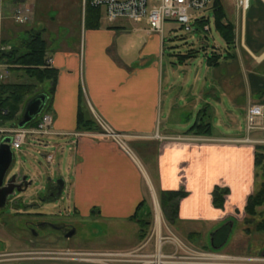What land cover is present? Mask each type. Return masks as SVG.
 Instances as JSON below:
<instances>
[{"label":"crops","instance_id":"crops-1","mask_svg":"<svg viewBox=\"0 0 264 264\" xmlns=\"http://www.w3.org/2000/svg\"><path fill=\"white\" fill-rule=\"evenodd\" d=\"M27 1L6 0L13 7L31 6L36 14L34 18H38L37 6ZM79 18L80 31L59 35L49 45L48 54L51 67L59 72L48 111L53 117L52 130L59 135L50 138L65 140L75 152L74 181L71 184L74 213L133 223L130 218L135 216L143 202V210L150 208L153 193L158 197L165 191H184L186 196L180 201L178 219L171 226L190 236L209 233L211 245L212 233L222 226L227 225L231 234L233 218L245 216L248 198L260 187L257 189L255 168L257 144L244 142L246 137H237L232 131L229 134L216 133L213 126L209 136L189 132L196 123L209 121L211 112L208 108L213 106L206 98V83L200 86L199 83L173 82L171 79L164 82L163 37L148 35L146 24L126 20L110 24L102 17L99 27L90 28L85 24V9ZM40 25L42 30V21ZM31 26H20L7 20L3 36L6 33L11 40L19 41L28 30L19 32L18 28ZM237 27L243 45L240 60L250 72L257 70L264 65V0H260L259 7L253 12L252 21L243 15ZM130 32H144L150 38L135 58H130L127 50L128 44L135 43L124 40ZM257 41L263 45L257 46L254 43ZM6 44L13 47L9 41ZM223 59L220 65L209 67H227L222 65ZM188 61L182 57L179 59L181 64ZM225 73L229 75H218L217 84L221 90L226 89L229 99L237 107L236 92L232 93L237 87L232 67L228 66ZM254 85L258 93L262 87ZM174 89H178V93H174ZM218 89L208 96H216ZM259 94L264 96V91ZM263 100L264 97L249 99L246 118L248 108L251 105L264 106ZM81 102L97 124L100 120L125 136L131 155L116 142L101 136V128V133L77 130ZM201 106L205 107L200 109ZM193 112L197 116L191 123ZM230 121L229 128L237 125L232 113ZM78 133L85 135H63ZM131 147L142 156L146 165ZM53 176L49 175V184L55 181ZM216 188L227 190L222 209L213 203Z\"/></svg>","mask_w":264,"mask_h":264},{"label":"rangeland","instance_id":"rangeland-1","mask_svg":"<svg viewBox=\"0 0 264 264\" xmlns=\"http://www.w3.org/2000/svg\"><path fill=\"white\" fill-rule=\"evenodd\" d=\"M221 1L226 10L227 20L236 26V32H238L236 48H229L222 39L216 29L215 16L211 8L196 15L199 21L195 23L193 20L190 30L176 21H169L164 26L163 34L161 59L164 68L163 80L164 82L171 79L173 82L199 83L200 86L205 82L206 98L213 106L208 108V111L211 112L208 119L212 123L214 132L229 134V131H232L231 133L237 137H247L245 109L249 99L255 100L264 97L259 94V91H264V65L250 72L242 63L239 55L243 45L239 38L240 30L237 25L242 22L243 14L237 10L236 0ZM27 2L37 6L38 18H34L30 24L31 27L18 28L19 32L29 29L40 30L42 21V25H44L42 30L45 28V39L50 45L64 32L78 33L80 31L79 15L85 9L84 0H28ZM259 5L260 0H251V8L245 14L249 21H252L253 12H256ZM5 6H9V3H5ZM203 16L209 18V22L201 21ZM206 26L210 28L209 31L205 29ZM25 36L22 34L21 38ZM3 38L9 41L12 46L18 43L17 39L16 41L11 40L6 33ZM124 40L133 41L137 45L130 46L128 44L127 47L129 57L135 58L139 49L150 38L144 32H130L124 36ZM254 43L257 46L263 45V42ZM254 49L256 50V48ZM191 51L195 53V57L187 64H181L180 57ZM214 53L221 54L223 57L228 54L235 55V58L223 59L222 65L231 66L232 76L236 77L237 87L232 89V93L236 92L237 107L229 99L226 89L222 88L221 90L217 84L219 74L229 75V73H225L227 67L212 68L208 65V57H212ZM243 61L245 62V58ZM21 80L19 73L10 72L7 83L20 82ZM254 84H258L259 88L262 87L258 93H256ZM48 88L49 84L46 83L43 89L47 90ZM215 88H219L216 96H208L214 93ZM173 92L178 93V89H174ZM204 107L201 106L200 109ZM229 111L237 119V125L232 128L228 127L231 123ZM190 116L191 123H194L197 113L193 112ZM5 126L11 125L5 124ZM249 136L262 138V132L252 131ZM41 139V137L28 136L26 144L21 150L13 151L15 159L10 175L27 176L29 181L33 180V184L26 192L18 194L17 197L21 201L14 203L10 199L6 208L0 210V264H92L73 261L70 260V256H64V253L70 252H135V259L151 261L153 260L151 257L157 254V248L161 242L160 236L164 239L162 240L164 254L173 255L175 253L176 249L172 243H182L188 248V253L186 252L187 248L179 250L178 256H181V260L170 259L168 264H231L224 260H212L209 257H206L205 260L194 259L193 257L197 256V253L241 257L263 256L264 231H256L255 226L264 221V208L259 209L262 211V215L256 218V224L248 226L251 234H246L247 226L242 222L246 216L238 215V218H233L234 225L228 243L225 245V242L221 240L217 243V247L211 245L209 233L190 237V234L184 230H178L175 226H171L165 219L159 199L154 193L149 208L152 224L144 240L138 238V229L130 221H109L99 217L75 214L71 187L74 181L75 152L71 150V145L63 139H46L45 141L51 144L48 146L39 143L38 140ZM125 143H127V139H125ZM132 149L134 150V148ZM134 152L145 164L142 156L136 150ZM50 153L54 154L55 165L48 164L46 161L45 155ZM58 164L60 167L57 166ZM49 175H54L55 181L64 179L67 182V188L58 201L44 203L42 199L46 197ZM261 182L262 178L259 177L257 189ZM158 216L160 217V226H158ZM39 222L54 223L59 226L65 224L71 231L76 229V233L71 238H67L66 234L70 232V229L62 233L54 230L52 225L42 228L38 226ZM165 241L167 244H164ZM60 256H64L68 260L54 259Z\"/></svg>","mask_w":264,"mask_h":264},{"label":"trees","instance_id":"trees-1","mask_svg":"<svg viewBox=\"0 0 264 264\" xmlns=\"http://www.w3.org/2000/svg\"><path fill=\"white\" fill-rule=\"evenodd\" d=\"M251 8V7H250ZM250 10V9H249ZM213 13L215 16V24L217 31L221 34L222 39L229 48L237 46L236 26L227 20V14L224 4L221 0H214ZM102 19V11L93 8L90 0H86L85 6V24L86 27L97 28ZM203 24V23H202ZM45 30L31 29L26 31L25 37L20 39L3 59L4 62L11 66L10 72L19 73L22 80L15 83H5L1 88L0 106L6 114L3 116V125L10 124L17 128V125L23 118L24 110L27 103L41 93L49 95L50 99L44 112L50 110L52 98L55 93L59 72L52 68L49 63V45L44 37ZM6 43V40H3ZM184 60H191L195 57V53L181 56ZM223 58L221 54L214 53L212 57H208V65L218 66ZM225 59L235 58V55L228 54ZM48 83L49 88L43 89ZM39 118L30 123L26 128H35L38 126ZM16 126V127H15ZM79 132L84 133H101L98 124L89 116L84 104H79L78 110V128ZM190 133L199 136H209L212 133V125L209 121H200L189 130ZM255 168L257 178H262L259 189L252 194L247 201L245 207V218L243 223L247 228L246 234H251L250 226L256 224V218L262 215L260 208H264V145H256L255 151ZM227 190L216 188L213 192L214 206L222 209L225 205V196ZM186 196L184 191H165L161 192L159 203L165 219L169 224H174L178 219V210L180 201ZM145 202H143L135 216L130 220L135 223L138 228V238L144 240L147 237L148 229L151 227L150 215L148 208L143 210ZM249 226V227H248ZM227 225L222 226L218 231L212 233L213 246L217 247V243L221 240L226 245L229 241L230 231ZM256 231H264V221L259 222L255 226ZM195 236V234H192ZM190 236V237H192ZM196 237V236H195ZM223 244V245H224ZM211 246V245H210Z\"/></svg>","mask_w":264,"mask_h":264},{"label":"built area","instance_id":"built-area-1","mask_svg":"<svg viewBox=\"0 0 264 264\" xmlns=\"http://www.w3.org/2000/svg\"><path fill=\"white\" fill-rule=\"evenodd\" d=\"M6 0L0 1V97L1 88L7 83L10 74L11 66L4 62V55L11 50L3 41L4 24L7 20H12L20 26H27L34 20V9L27 5H12L5 6ZM86 6V0H84ZM214 0H90V5L93 8L102 11V17L107 22L114 24L120 20H126L135 24H146V32L148 35L159 34L163 37L164 26L169 21H176L184 25L188 30L191 29L192 21L197 23V14L204 12L208 9L213 11ZM236 7L239 12L245 15L250 7L251 0H236ZM203 22H209V18L203 16ZM207 31L210 30L208 26L205 27ZM51 64V61H49ZM6 112L1 110L0 106V142L6 137L12 138V150L19 151L26 144L28 136H36L50 138L51 136L59 135L52 130L53 117L48 112H43L39 116L38 126L35 128L18 129L10 126L3 125V116ZM100 128L102 129L101 136L108 138L119 144L130 155L132 154L127 144L125 143V136L115 132L104 122L97 120ZM252 131L262 132L261 140H253L249 135ZM247 132L248 136L244 142L255 143L257 145H264V106L251 105L247 111ZM64 136L80 137L85 134H63ZM39 140V143L45 146L51 145L50 142ZM48 164H54V154L45 155ZM160 244L157 248V254L152 256L151 261H142L135 259V252H77V253H64V256H70V260L92 263V264H168L170 259L181 260L178 256L179 250H184L187 247L182 243H172L175 246V253L164 254V246L162 244L163 237L160 236ZM167 240V239H165ZM170 242V241H169ZM171 243V242H170ZM164 244H167L165 241ZM188 253V248L187 251ZM60 256L54 259L68 260L66 257ZM206 257L214 260H224L231 262V264H264V256H232V255H214L197 253L194 259L205 260ZM182 264V263H181ZM202 264V263H201Z\"/></svg>","mask_w":264,"mask_h":264},{"label":"water","instance_id":"water-1","mask_svg":"<svg viewBox=\"0 0 264 264\" xmlns=\"http://www.w3.org/2000/svg\"><path fill=\"white\" fill-rule=\"evenodd\" d=\"M49 99L50 97L46 93H41L31 99L25 107L23 118L17 125V128L25 129L30 123L41 116L47 107ZM11 143V137H6L0 142V210L6 208L11 198L26 192L29 186L33 184V180L29 181L27 176H21L19 174L10 175L15 159ZM56 184L58 185V194L53 202L58 201L65 191L64 179H59L56 181ZM75 233L76 229H73L66 237L71 238ZM262 255L264 256V253Z\"/></svg>","mask_w":264,"mask_h":264},{"label":"flooded vegetation","instance_id":"flooded-vegetation-1","mask_svg":"<svg viewBox=\"0 0 264 264\" xmlns=\"http://www.w3.org/2000/svg\"><path fill=\"white\" fill-rule=\"evenodd\" d=\"M57 188H58V185L56 184V182L48 184V185H47V188H46V197H45L44 199H42V201H43L44 203H45V202H48V201H53L54 198H55V197L57 196V194H58ZM11 200H12L14 203H15L16 201H21V200L18 199V197H13V198H11ZM2 210H3V209H2ZM45 222H46V221H45ZM45 222H43V223L39 222V223H38V226L44 228V227H46V226H48V225H50V226L52 225V227L54 228V230L59 231V232H62V233H64L65 231H68V230L70 229V228H68L67 225H65V224L59 226V225H56V224H54V223L49 224V223H45ZM69 231H71V229H70ZM68 233H69V232H68ZM68 233H67V234H68ZM67 234H66V235H67Z\"/></svg>","mask_w":264,"mask_h":264},{"label":"bare ground","instance_id":"bare-ground-1","mask_svg":"<svg viewBox=\"0 0 264 264\" xmlns=\"http://www.w3.org/2000/svg\"><path fill=\"white\" fill-rule=\"evenodd\" d=\"M158 226H160V217L158 216Z\"/></svg>","mask_w":264,"mask_h":264}]
</instances>
